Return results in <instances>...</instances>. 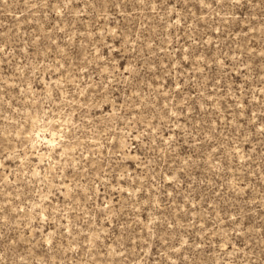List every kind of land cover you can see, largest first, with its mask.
<instances>
[{
  "label": "rangeland",
  "instance_id": "1",
  "mask_svg": "<svg viewBox=\"0 0 264 264\" xmlns=\"http://www.w3.org/2000/svg\"><path fill=\"white\" fill-rule=\"evenodd\" d=\"M0 264H264V0H0Z\"/></svg>",
  "mask_w": 264,
  "mask_h": 264
}]
</instances>
